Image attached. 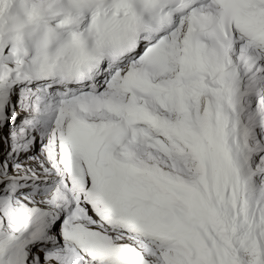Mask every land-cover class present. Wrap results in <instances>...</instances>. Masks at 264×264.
<instances>
[{
  "label": "snow or ice",
  "instance_id": "1",
  "mask_svg": "<svg viewBox=\"0 0 264 264\" xmlns=\"http://www.w3.org/2000/svg\"><path fill=\"white\" fill-rule=\"evenodd\" d=\"M0 264H264V0H0Z\"/></svg>",
  "mask_w": 264,
  "mask_h": 264
}]
</instances>
